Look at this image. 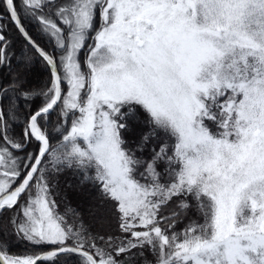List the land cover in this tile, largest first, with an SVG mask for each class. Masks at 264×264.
<instances>
[{"label": "snow or ice", "instance_id": "6c2138e0", "mask_svg": "<svg viewBox=\"0 0 264 264\" xmlns=\"http://www.w3.org/2000/svg\"><path fill=\"white\" fill-rule=\"evenodd\" d=\"M0 264H264V0H0Z\"/></svg>", "mask_w": 264, "mask_h": 264}, {"label": "trees", "instance_id": "16d2710c", "mask_svg": "<svg viewBox=\"0 0 264 264\" xmlns=\"http://www.w3.org/2000/svg\"><path fill=\"white\" fill-rule=\"evenodd\" d=\"M25 23V27L30 31L34 37L37 36L38 29L36 27L35 22H29L28 20L23 21ZM11 36L14 39L15 47L14 51L19 54L21 46H22V38L19 36L18 33L15 32V29L12 30ZM50 50V49H49ZM27 51V49H25ZM49 78V73L47 69L42 65V63L37 62L35 63L32 69V76L30 79L34 84H39L42 81H45ZM40 101L37 100L35 104H39ZM22 120L19 122L22 124ZM20 127H16V133H20ZM60 184L63 189V193L67 196V202L70 203L73 207H79L82 211L86 213V205L82 199V189L77 187L78 180L76 177L72 176L71 173H67L60 179ZM66 185H71L72 187H67ZM64 202L60 201V209L63 211ZM12 251L16 254H22L25 251L23 245L13 247Z\"/></svg>", "mask_w": 264, "mask_h": 264}]
</instances>
